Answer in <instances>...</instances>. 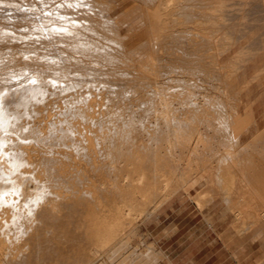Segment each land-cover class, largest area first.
<instances>
[{
	"label": "bare ground",
	"instance_id": "6f19581e",
	"mask_svg": "<svg viewBox=\"0 0 264 264\" xmlns=\"http://www.w3.org/2000/svg\"><path fill=\"white\" fill-rule=\"evenodd\" d=\"M118 1L38 0L25 6L0 0V264H29L33 249L52 240L48 234L72 232L56 240L78 248V230L100 252L90 249L82 264H137L154 245L124 254L136 219L192 186L203 206L213 191L210 163L227 168L217 176L231 194L243 188L242 198L254 197L250 185L264 194V177L238 174L239 167L264 168V153L258 159L256 151L264 140V110L259 120L255 109L259 100L264 105V61L253 63L264 52V0H137L116 19L126 11ZM190 10L200 13L194 18ZM183 13L188 21L222 29L226 45L211 48L220 50L210 57L215 70L200 65L185 72L183 56L194 53L183 48ZM133 86L150 88L146 101L155 120L146 126L147 144L133 140L134 115L125 117L123 106L108 107L109 93L123 104ZM181 95L188 105L183 111L175 106ZM211 127L229 141L224 138L216 159L198 162V155L178 153L197 154L215 131ZM233 210L237 217L246 212ZM257 215L264 218V208ZM244 227L235 223L232 231Z\"/></svg>",
	"mask_w": 264,
	"mask_h": 264
},
{
	"label": "rangeland",
	"instance_id": "374dc122",
	"mask_svg": "<svg viewBox=\"0 0 264 264\" xmlns=\"http://www.w3.org/2000/svg\"><path fill=\"white\" fill-rule=\"evenodd\" d=\"M60 1H64V0H57L56 3H59ZM129 1H130V3L129 4L127 3L124 6L122 5V3H120L121 0L118 1V3L120 4L119 6L122 8V9L119 8V10L120 11L126 10V11L123 14H121L119 12L118 15L120 17H117L116 19L123 18L122 16L130 13V11L136 6L135 4H136L137 0H129ZM233 1L236 2L239 0H233ZM16 2H18L20 4L23 3V4H25V6H28V2H33V3L39 4L38 0H16ZM199 3H203V0H199ZM40 8H41V6H40ZM11 11H13V10H11ZM190 11H191V13H190ZM190 11H189V15L193 16V17H194L193 14H195V12H196V14L200 13L199 11H196V10H190ZM192 11H194V12L192 13ZM9 12H10V10H9ZM182 15H183V17H182L183 22L180 24V26H185V27L179 26L178 29L182 28L181 31L184 32L183 35H184L185 41L182 38L180 40V43L184 41L183 42V48L189 49L190 51H192L194 53V54H191V56L190 55L187 57L183 56V64H185L184 68H186L185 72H187L192 67L200 66V65H202L203 68L205 67L204 68L205 70H207V69L208 70H215L214 67H216V66H213V64L211 66V63H214V59L213 58L210 59V57L217 56V54L220 53V50L211 49V48L223 47L224 45H226L227 40L220 39V37H222L221 36L222 35L221 34L222 29H220V30L216 29L217 26L215 28L214 27L215 25H213L212 23H209V24L207 23V25H206V23L205 24H203V23L197 24L195 21H192V20L190 21V19L188 21L187 20L188 17L186 16V13H183ZM184 17H186V18H184ZM193 17H192V19L194 20L195 17L194 18ZM184 21H187V23H185ZM119 23H121V22H119ZM248 23L249 24H251V23L252 24H258V22H252V19L250 21H248ZM19 25H21V24L17 23L16 29H18V30L24 29V27L19 26ZM187 25H189L191 27H189ZM207 26L210 27V29H208ZM173 27L176 28V26H173ZM204 27H206V28H204ZM188 29L191 32H189ZM193 32H195V33H193ZM186 37H187V39H185ZM213 37H214V39H213ZM212 40H214V41L212 42ZM154 42H155V40L153 38H151L150 40H147V43H150L151 45H153ZM191 42L193 44H191ZM199 43H201V44H199ZM145 44H146V42L142 43L140 45H137V46L139 48H141V47L145 46ZM209 53H210V55H209ZM183 54L184 53H182V55ZM131 56L137 57V54L135 53V54H132ZM263 61H264V52L260 53L255 58L253 63H256L257 65H259V64L263 63ZM180 74H183V73H180ZM184 76L187 77V74L183 75V77ZM189 78H191V77H189ZM161 80L166 83V82H169L170 79L167 76L163 75L161 77ZM140 89H142V90H140ZM149 89L150 88H147L145 86H139V88H138V86L131 87L129 92H128V94H129L128 97H130V98L128 101L126 100V102L123 101V104H122V102H120L119 98H117L118 100H116V97L112 93H109V97L112 98L111 99L112 104L108 103V107H113L116 105H117L116 107L123 106L122 108L125 107L124 109L129 113V114L125 113L124 114L125 117L129 118L130 115L131 116L134 115L135 120H133V124L135 126L136 133L134 134L135 131L133 132V137H134L133 140L137 144H144V143L147 144L148 143V140H149V139H147L148 138V134H147L148 129L146 126L148 125V121L155 120L154 115L151 114L149 111L150 105L147 103L148 96H146V95H148ZM185 90H187V89H185ZM139 94H141V95L138 96ZM179 98L180 99L175 102V106L179 111L180 110L183 111V110H185V107L187 108V106H188L185 104L186 102H184V100L186 101V99H185L186 96L181 95ZM141 101H145V102H141ZM183 102H184V104H183ZM262 102H263L262 100H259L255 104L256 115H257V118L259 120H260V116L264 110V105ZM144 103H146L147 105H145ZM127 105L129 106V108H127ZM178 106H179V108H178ZM116 107H113V108L116 109ZM263 118H261L262 119L260 122L261 126H264V119ZM145 123H146V125H145ZM213 126L215 127V126H217V124L216 125L213 124ZM211 128H210V130H211ZM212 129H214V128H212ZM210 135L212 136V138ZM221 135L222 134L218 133L217 130H215V131L211 130V132L208 133V135L205 139V140H207V141H205V144H206L205 147L204 146L200 147V151L197 154L193 153L192 149L191 150L182 149V150H179L178 153L182 154V152H184L187 154L189 152V154H190V152H191L192 153L191 158H194L195 156L198 155V157H197L198 162L204 161L208 157H209L208 161L209 160L211 161V159H212L211 157H213V159H216V153H217L216 150H218V148L221 147V146L219 147V145H221V143L224 145L225 143L229 142L227 140L228 138H226L224 135L223 136H221ZM251 136L252 135L249 134L246 136L245 139L251 140ZM192 137L193 138H191V140H190L191 142L189 143V145H190V147L193 148L197 144V141H196L197 135L195 134ZM209 137H210V139H208ZM224 138L226 139V141H224L225 140ZM220 139H221V141H220ZM223 141L225 143H223ZM263 143H264V140L260 141L259 145L257 146V149H256V151L259 152L257 154L258 159L262 155L261 153H264L263 152V149H264ZM208 144L211 146H209ZM213 148H214V150H213ZM213 151H215V152H213ZM202 154L205 156L203 157ZM200 156H202V157H200ZM240 158H242V157H240ZM189 159H190V157H189ZM199 167L203 168V165H200ZM215 168H218V169H215ZM223 168H225V167H221V168L217 167L215 162L210 163V167L208 168V172L209 171L210 172L208 174L210 175L209 178L211 177L210 179H212L213 182L209 185V189L210 190L212 189L213 191H211V194L209 196L210 198L208 197L204 201L203 206H200L199 203L194 198V195H195L196 191L198 190V186H192V187H189V189L188 188L187 189H184V188L181 189L178 193H176V195H174L172 197L173 199L171 198L172 200L170 203H168V205L163 204L162 206H160L156 209L152 208L151 209L152 214L150 216L145 215L143 217H138L136 219V223H135V226H136L135 234L132 235V239L129 241V245L126 248V251L125 250L123 251L124 254L127 255V254H129V252L130 253H136V254H142L146 250V248L150 244V242H152L154 247H153V251L151 253V256L153 255L154 257L152 256V258H151V256L150 257H142L141 256V257H138L136 259L138 262L135 261V263H137V264H139V263H142V264H167L168 260H167L166 254L163 252L164 248H163V243H162L163 241L161 242V240H160L161 237L168 234V237H165V239L169 238L170 240H174V241L176 239L182 240L183 237L181 236V231H185V230L188 231L189 230L190 231L189 235H191L192 231H194L195 229L200 228V227L205 228L206 225L202 224V222H197V216L195 218L194 214H196L198 212V208H200V209L205 208V213L208 212V210H211L213 212L212 209L216 206L214 208L215 211L220 210V212H222L224 215H226L228 217V221L226 223L232 224V226L235 223H238V224L245 223V227H244L245 231L243 229L238 233L236 232V234H235V232H233L234 236L235 235L241 236L242 238H244L247 241L248 244L252 243V247L254 249L256 248L257 251L262 252L264 255V218L263 217L259 218V216L257 215V212L259 210H261L262 208H264V194H262L263 192L261 191L260 187H256L254 185H250V188H248V190L250 192L255 194V196L251 197V198L250 197H247L246 199H245V197L242 198L243 194H241V193H243V191H244L243 188H242V191H241V188L235 189L234 190L235 194H231V191L229 189H227V191H226V189H224L225 185H223V183L218 178L219 176H217V175H221V174H218L219 172H223L222 174H224V172H226L227 168H225V169H223ZM220 169H222V171ZM238 169H239L238 174L240 176H242V178H245V179L248 178L249 175L264 177V168L263 169H259V168H256V169L251 168L250 169V168L239 167ZM211 171H212V173H211ZM215 172H217V173H215ZM216 179H218V180H216ZM221 188H223V189H221ZM219 189H221L222 191ZM244 189H246V188H244ZM227 192H228V194H226ZM229 192H230V195H229ZM229 196H230V198H228ZM184 199L185 200L189 199V201H186V203L184 205H182V201ZM225 199H227L228 202L224 201ZM241 199H243V200H241ZM253 199H254V201H253ZM231 200H232V202H231ZM227 203H230V204H227ZM232 203H234V204H232ZM238 203H240V204H238ZM243 204L246 206H244ZM232 205H234V206L232 207ZM240 205L243 208L244 212H245V210H246V212L241 216L238 215V217H237L236 214L233 212L234 211L233 209L235 207L241 208ZM244 208H246V209H244ZM207 222H209V221H207ZM73 232L79 233V234L76 233L75 235H78V236H75V237L81 239V242H82V245L80 246L81 248L79 246L77 248V246L72 247L71 245L63 246L64 244H60V243L58 244V242L56 240L57 238L58 239H60V238L65 239V237H70L72 235V232L67 233L69 235H66L63 233L62 234H59V233L48 234L45 236V239H47V238L51 239L52 238V240L50 242L44 241L45 243L43 242L42 244L38 245L37 247H35L33 249V258L29 264H45V263L46 264H52V263L53 264L54 263L55 264H77V263L80 264V262L82 264V261L84 259L83 256H85L88 251L91 252L90 249L91 250L94 249V251H95L96 247L92 244H89L88 239H87L88 235L86 234L85 230H83V231L78 230V231H73ZM178 232H180V234ZM241 233H243V234H241ZM191 239L192 238L190 237L189 242L191 241ZM44 244H46V245H44ZM46 249L49 251H47ZM51 249L54 252H51ZM64 249H66L67 251L66 250L64 251ZM176 249H177V245L175 243L170 248V250L173 251V254H172L173 256L176 254ZM45 250L47 252H45ZM50 252L53 254H51ZM95 252H97V254L100 253V252H98V250H96ZM42 253H43V255H42ZM262 253H260V254H262ZM67 255H68V257H66ZM155 257H157V258L155 259ZM68 258H70V259H68ZM152 259H153V261H152ZM50 260H52V261H50ZM75 260H76V262H75ZM101 261H103V259H101ZM118 262H119V260H117L113 264H118ZM9 264H13V263H9Z\"/></svg>",
	"mask_w": 264,
	"mask_h": 264
},
{
	"label": "crops",
	"instance_id": "0c3cea01",
	"mask_svg": "<svg viewBox=\"0 0 264 264\" xmlns=\"http://www.w3.org/2000/svg\"><path fill=\"white\" fill-rule=\"evenodd\" d=\"M172 199L164 205H168ZM186 201L189 199H184L182 205ZM214 208L213 212L208 210L206 213L205 208H198V212L194 214L197 222L206 225L205 228H197L191 235L189 230L181 231L182 240L165 239L168 234L161 237L167 264H264L263 253L254 249L252 243L248 244L241 236H234L232 224L226 223L228 217ZM190 237L192 239L189 242ZM175 243L177 249L173 256L170 248Z\"/></svg>",
	"mask_w": 264,
	"mask_h": 264
}]
</instances>
